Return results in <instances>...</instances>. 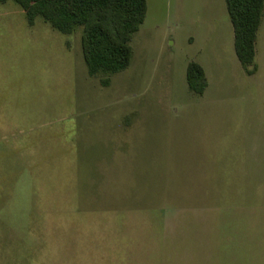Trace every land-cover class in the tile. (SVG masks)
<instances>
[{"label": "rangeland", "instance_id": "rangeland-1", "mask_svg": "<svg viewBox=\"0 0 264 264\" xmlns=\"http://www.w3.org/2000/svg\"><path fill=\"white\" fill-rule=\"evenodd\" d=\"M147 7L105 85L0 3V264H264V16L249 75L226 0Z\"/></svg>", "mask_w": 264, "mask_h": 264}, {"label": "trees", "instance_id": "trees-1", "mask_svg": "<svg viewBox=\"0 0 264 264\" xmlns=\"http://www.w3.org/2000/svg\"><path fill=\"white\" fill-rule=\"evenodd\" d=\"M9 0H0L6 3ZM25 12L30 26L38 18L64 34L82 27L81 45L88 73L103 84L129 67L131 41L147 15V0H12ZM234 26L235 52L249 75L255 64L257 33L264 16V0H226ZM189 89L202 94L208 83L203 66L191 62L187 70Z\"/></svg>", "mask_w": 264, "mask_h": 264}]
</instances>
